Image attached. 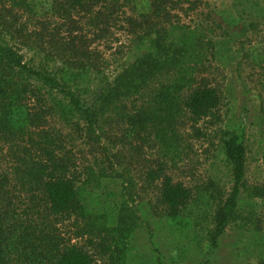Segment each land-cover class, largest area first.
<instances>
[{
    "label": "trees",
    "instance_id": "obj_1",
    "mask_svg": "<svg viewBox=\"0 0 264 264\" xmlns=\"http://www.w3.org/2000/svg\"><path fill=\"white\" fill-rule=\"evenodd\" d=\"M198 3L0 0V264H94L107 258L125 264L119 256L126 248L117 242L129 241L136 221L110 191L115 181L75 150L77 138L99 145L107 136L104 125L120 137L113 142L128 145L131 153L156 151L145 167L146 182L156 184L167 222L187 229L183 211L193 190L169 169L191 140L213 146L200 123L217 120L225 100L219 85L196 82L189 72L203 35L180 18ZM86 30L92 42L107 43L124 30L131 48L143 54L111 82L103 76V87L81 89L86 75H101L108 65L97 47L82 46ZM25 47L59 67L28 63L19 50ZM217 136L231 185L214 200L205 251L217 247L248 189L243 128L219 129ZM257 195L264 198V191ZM56 223H68L71 232H59ZM150 264L167 263L158 255Z\"/></svg>",
    "mask_w": 264,
    "mask_h": 264
},
{
    "label": "rangeland",
    "instance_id": "obj_2",
    "mask_svg": "<svg viewBox=\"0 0 264 264\" xmlns=\"http://www.w3.org/2000/svg\"><path fill=\"white\" fill-rule=\"evenodd\" d=\"M197 1L195 10L186 11L180 18L191 29L199 28L203 35L199 60L189 72L196 82L203 78L209 85H219L225 100L217 120L200 123L213 139V146L204 140H191L181 159L169 169L177 181L193 190L183 211L187 229L167 222L157 204L156 184L146 182L145 167L155 159L156 151L131 153L128 145L113 142L114 137H120L107 125L103 126L107 139L102 138L99 145L75 140L80 159L95 170H104L107 181H115L110 191L118 193L119 202L136 221L132 239L125 240V244L117 242L126 248L119 256L125 264H150L158 255L167 264H264V198L257 195L259 190L264 191V0ZM86 32L82 46L97 47L108 65L101 75H86L79 82L81 89L95 91L103 87V76L111 82L143 54L131 48L132 39L124 30L115 33L116 42L108 39V43L105 38L92 42L91 33ZM19 50L32 65L41 63L49 69L60 65L47 61L37 49ZM240 127L244 130L248 189L241 195L235 218L218 239L217 247L205 251L203 240L211 229L214 200L225 197L231 185L229 166L219 154L217 132ZM58 128L68 131L62 124ZM67 225L56 223L54 227L69 233ZM117 257L115 253L112 258L116 261ZM111 260L94 264H109Z\"/></svg>",
    "mask_w": 264,
    "mask_h": 264
}]
</instances>
